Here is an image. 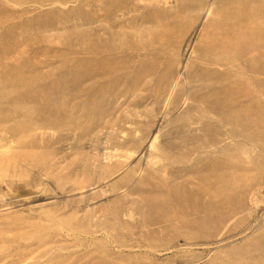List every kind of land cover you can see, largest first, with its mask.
<instances>
[{
  "label": "rangeland",
  "instance_id": "1",
  "mask_svg": "<svg viewBox=\"0 0 264 264\" xmlns=\"http://www.w3.org/2000/svg\"><path fill=\"white\" fill-rule=\"evenodd\" d=\"M0 264H264V0H0Z\"/></svg>",
  "mask_w": 264,
  "mask_h": 264
}]
</instances>
